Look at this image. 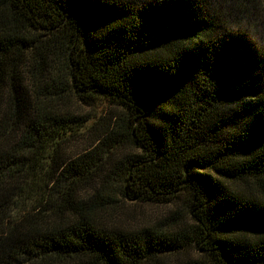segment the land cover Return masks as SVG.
<instances>
[{"label": "trees", "instance_id": "1", "mask_svg": "<svg viewBox=\"0 0 264 264\" xmlns=\"http://www.w3.org/2000/svg\"><path fill=\"white\" fill-rule=\"evenodd\" d=\"M231 2L0 0V264H264V0Z\"/></svg>", "mask_w": 264, "mask_h": 264}, {"label": "rangeland", "instance_id": "2", "mask_svg": "<svg viewBox=\"0 0 264 264\" xmlns=\"http://www.w3.org/2000/svg\"><path fill=\"white\" fill-rule=\"evenodd\" d=\"M221 2L223 3V5L225 6H231L232 2L231 0L224 2L223 0H221ZM261 9H263V7H261ZM259 9V10H261ZM264 10V9H263ZM243 30L246 29V27H240ZM252 28V27H251ZM253 29H255V31L257 32L258 30L262 31L261 28L253 26ZM106 105L107 102L104 100H97L93 106H91V108H87V107H83V113L85 114H89V110H91V112H94L96 114H99L101 112H104V110L106 109ZM86 146L85 142L82 143H78L74 146L73 151L77 152L80 149H83ZM135 205V206H134ZM137 205V206H136ZM140 206V208H138ZM134 209H139L138 211V215H133V213H131V211ZM167 210V207L165 206H158V205H142V204H132V203H127V205L124 208V218H126L124 224L125 225H132V224H136L139 222V220H143L145 218L147 219H151V220H156L159 218V216H161L163 213H165ZM126 214V215H125ZM127 219L130 222H126Z\"/></svg>", "mask_w": 264, "mask_h": 264}]
</instances>
